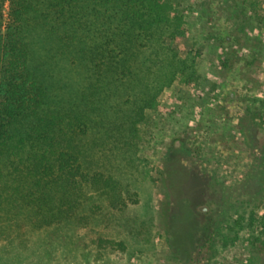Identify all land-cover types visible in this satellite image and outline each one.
Instances as JSON below:
<instances>
[{
    "label": "trees",
    "instance_id": "trees-1",
    "mask_svg": "<svg viewBox=\"0 0 264 264\" xmlns=\"http://www.w3.org/2000/svg\"><path fill=\"white\" fill-rule=\"evenodd\" d=\"M185 33L171 0H0V235L64 236L136 202L113 163L165 87L197 81L174 47ZM186 174L187 193L165 199L187 232H169L207 261L243 232L248 264H263L264 138L239 185Z\"/></svg>",
    "mask_w": 264,
    "mask_h": 264
},
{
    "label": "rangeland",
    "instance_id": "rangeland-1",
    "mask_svg": "<svg viewBox=\"0 0 264 264\" xmlns=\"http://www.w3.org/2000/svg\"><path fill=\"white\" fill-rule=\"evenodd\" d=\"M171 1L183 16L186 30L174 47L182 57L194 59L197 81L185 85L176 79L165 87L157 108L145 110L144 120L137 125L129 158L114 161L117 178L136 202L129 201L122 209L106 208L98 223L64 236L28 227L2 234L0 264H248L249 244L243 232L234 244L218 249L211 261L201 254L191 255L180 244L179 233H171L185 235V217L168 208L165 196L187 193L190 168L198 178L209 175L227 186L239 185L252 155L261 147L262 3ZM251 117L258 125H252ZM245 126L247 138L242 133ZM176 180L183 190L176 188ZM263 211L264 207L257 214Z\"/></svg>",
    "mask_w": 264,
    "mask_h": 264
}]
</instances>
